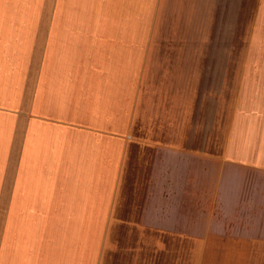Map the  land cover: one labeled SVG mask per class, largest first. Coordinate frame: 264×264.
I'll return each mask as SVG.
<instances>
[{"label":"crops","instance_id":"crops-1","mask_svg":"<svg viewBox=\"0 0 264 264\" xmlns=\"http://www.w3.org/2000/svg\"><path fill=\"white\" fill-rule=\"evenodd\" d=\"M0 264H264V0H0Z\"/></svg>","mask_w":264,"mask_h":264}]
</instances>
